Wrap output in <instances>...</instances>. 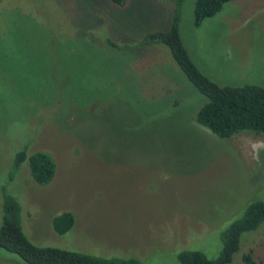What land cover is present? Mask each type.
Returning <instances> with one entry per match:
<instances>
[{
	"label": "rangeland",
	"instance_id": "1",
	"mask_svg": "<svg viewBox=\"0 0 264 264\" xmlns=\"http://www.w3.org/2000/svg\"><path fill=\"white\" fill-rule=\"evenodd\" d=\"M183 0L178 33L219 85L264 87V0H230L198 26ZM175 0H0V207L20 205L38 246L141 264H177L180 250L213 258L220 233L264 195V135L219 138L195 120L207 98L168 49L146 41L169 28ZM54 161L34 183L19 147ZM74 216L64 234L50 219ZM264 264V220L241 234L228 264ZM0 264H25L0 249Z\"/></svg>",
	"mask_w": 264,
	"mask_h": 264
},
{
	"label": "trees",
	"instance_id": "2",
	"mask_svg": "<svg viewBox=\"0 0 264 264\" xmlns=\"http://www.w3.org/2000/svg\"><path fill=\"white\" fill-rule=\"evenodd\" d=\"M125 0H111L122 5ZM183 0H175L170 26L165 31L152 32L146 41L164 45L180 70L196 90L207 100L196 111L195 120L219 138L247 130L264 135V87L253 83L240 86L219 85L210 80L195 65L184 48L179 33L178 21ZM230 0H194L192 24L198 26L205 18L213 16ZM12 158L13 174L22 162H26L31 180L45 185L53 177L55 164L45 151L27 153L26 144L18 148ZM0 207V249L16 255L25 264H141L135 257H104L85 252L31 243L21 230L20 205L17 199L2 188ZM264 220V195L245 206L241 215L220 233V249L213 258H207L196 250L177 252V264H228L238 249L243 232L255 229ZM74 216L63 211L50 219L53 232L66 233L73 225ZM244 264H251L248 254L242 255Z\"/></svg>",
	"mask_w": 264,
	"mask_h": 264
}]
</instances>
